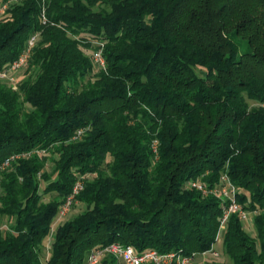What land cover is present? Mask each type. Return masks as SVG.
Returning a JSON list of instances; mask_svg holds the SVG:
<instances>
[{
    "label": "trees",
    "instance_id": "obj_1",
    "mask_svg": "<svg viewBox=\"0 0 264 264\" xmlns=\"http://www.w3.org/2000/svg\"><path fill=\"white\" fill-rule=\"evenodd\" d=\"M4 5L0 71L37 39L17 88L0 79V166L26 154L0 170V264H87L114 242L264 264V0ZM225 177L255 235L232 213L217 241ZM80 178L86 208L58 224L44 260Z\"/></svg>",
    "mask_w": 264,
    "mask_h": 264
},
{
    "label": "built area",
    "instance_id": "obj_2",
    "mask_svg": "<svg viewBox=\"0 0 264 264\" xmlns=\"http://www.w3.org/2000/svg\"><path fill=\"white\" fill-rule=\"evenodd\" d=\"M14 1V0H10ZM6 8L4 5L0 8V12ZM43 21H46V17L43 14ZM37 39V34L32 35L27 42L26 48L20 54V56L6 65L0 71V79L7 80L13 84L14 89L17 88V73L25 68L30 60L32 54V48L35 45ZM102 45V44H101ZM94 61L100 66L106 67V60L103 55V48L97 49L93 54ZM83 130H79L75 138L80 137ZM23 155H12L5 159L3 164L0 166V170L9 166L11 162ZM193 187H196L205 193L207 190L202 185L200 181H194L191 183ZM84 189V179H78L72 188V192L65 198L61 203L58 218L66 217L71 211L72 207L77 203V196ZM218 192L222 196L226 197L229 201L228 206L225 208L224 215L222 217L220 229L217 235V241L221 239V231L224 229L226 221L228 220L230 214L238 213L243 221L250 220V213L245 211L242 206L236 200V189L230 180L225 177L224 184L220 187ZM215 256H218V252H213ZM113 256L116 258H122L128 264H191L193 261V256H188L178 251L160 252L157 249H148L145 251H137L133 245H126L120 242H114L104 247L93 248L87 257L88 264H98L101 259Z\"/></svg>",
    "mask_w": 264,
    "mask_h": 264
},
{
    "label": "rangeland",
    "instance_id": "obj_3",
    "mask_svg": "<svg viewBox=\"0 0 264 264\" xmlns=\"http://www.w3.org/2000/svg\"><path fill=\"white\" fill-rule=\"evenodd\" d=\"M0 14H2V11L0 12ZM78 202V201H77ZM86 208V206L82 203V202H78L74 205V207H72L71 211L69 212V214L66 216V217H63V218H58L52 229H51V232H50V235H49V238L48 240L45 241V253H44V257L43 259L46 260V258L49 256L50 254V243L53 241L54 239V236H55V231H56V227L58 226V224L60 223H63L65 220L71 218V217H74L75 215H77L78 213L84 211ZM250 220L246 221L245 222V227L246 229L253 235H255V229H254V226H253V218H252V214H250ZM9 226V218L8 217H0V230H6ZM216 247L217 249L221 252L222 251V243L221 242H218L216 244ZM213 255V254H212ZM212 255H209V258L210 259H219L220 262L219 263H222V262H228V258H224L223 255L221 254L220 257H214ZM201 259H203L201 257ZM104 259H101L100 262L98 264H105L104 262ZM88 264V263H87ZM119 264H128V263H119Z\"/></svg>",
    "mask_w": 264,
    "mask_h": 264
},
{
    "label": "crops",
    "instance_id": "obj_4",
    "mask_svg": "<svg viewBox=\"0 0 264 264\" xmlns=\"http://www.w3.org/2000/svg\"><path fill=\"white\" fill-rule=\"evenodd\" d=\"M103 259H104L103 262L105 264H112V262L115 263V264H119L121 262L126 263L122 258H116V257L109 258V257H105Z\"/></svg>",
    "mask_w": 264,
    "mask_h": 264
}]
</instances>
